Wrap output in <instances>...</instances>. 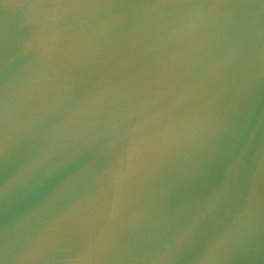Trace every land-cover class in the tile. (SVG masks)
Masks as SVG:
<instances>
[{
  "label": "water",
  "instance_id": "95a60500",
  "mask_svg": "<svg viewBox=\"0 0 264 264\" xmlns=\"http://www.w3.org/2000/svg\"><path fill=\"white\" fill-rule=\"evenodd\" d=\"M0 264H264V0H0Z\"/></svg>",
  "mask_w": 264,
  "mask_h": 264
}]
</instances>
